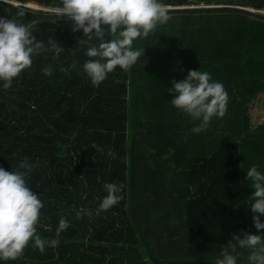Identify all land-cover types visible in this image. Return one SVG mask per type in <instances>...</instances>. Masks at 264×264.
Masks as SVG:
<instances>
[{"label": "trees", "instance_id": "trees-1", "mask_svg": "<svg viewBox=\"0 0 264 264\" xmlns=\"http://www.w3.org/2000/svg\"><path fill=\"white\" fill-rule=\"evenodd\" d=\"M163 3L171 19L134 42L144 56L97 87L83 64L99 41L54 14L61 0H0V16L24 11L17 19L47 49L11 88L0 81V166L12 171L29 157L28 184L44 204L37 234L59 240L43 254L30 242L0 264H216L233 234H264L246 178L253 165L264 173V122L254 127L249 115L258 96L264 106V0ZM49 40L64 48L59 57ZM189 70L211 73L228 92L225 116L200 133L191 129L201 121L168 92ZM105 183L123 184V199L97 215ZM81 210L93 215L77 219ZM60 216L71 226L57 237ZM237 264H248L247 253Z\"/></svg>", "mask_w": 264, "mask_h": 264}, {"label": "clouds", "instance_id": "clouds-1", "mask_svg": "<svg viewBox=\"0 0 264 264\" xmlns=\"http://www.w3.org/2000/svg\"><path fill=\"white\" fill-rule=\"evenodd\" d=\"M12 4V0H4ZM13 7H20L12 4ZM7 15L0 16V81H4V89L12 87L13 80L22 71L32 66V58L40 51L47 50L43 41L37 40L34 25L17 19L25 16L24 11L12 13L5 9ZM170 8L163 0H61V5L54 9L58 17H66L72 21V31L82 29L84 36L91 41L94 37L99 41L86 50L90 58L83 64L84 72L93 86H99L115 71L117 66L127 71L140 57L145 48H134V42L153 34L159 25L167 23L171 16ZM105 26V27H102ZM110 39H105V36ZM49 44L59 57L64 48L49 40ZM75 62L71 67H75ZM67 73V69L61 68ZM47 76L53 74L52 66L41 69ZM168 92L173 93L172 105L188 114L193 120L201 121L191 129L193 133L204 131L213 117L223 118L227 112L228 92L220 81L212 79L211 73L200 70H189L182 80L173 79ZM96 151L104 152L103 148ZM109 157L116 153L109 149ZM23 169V171L21 170ZM33 171L29 157H24L19 166L12 171L0 166V260H16L23 256L30 242L43 254L47 247L59 246L58 239H43L37 234L40 210L44 207L39 195L31 190L27 178ZM246 178L253 181V203L250 210L252 220L259 232L264 230V173L256 165L246 172ZM107 195L103 197L96 212L107 211L118 204L123 196V184L105 183ZM83 215L92 216L91 210L77 211L76 218ZM71 222L60 216L56 236L67 230ZM247 253L248 264H264V234L244 232L243 236L233 234L232 240L222 248L216 264H237L238 258Z\"/></svg>", "mask_w": 264, "mask_h": 264}, {"label": "rangeland", "instance_id": "rangeland-1", "mask_svg": "<svg viewBox=\"0 0 264 264\" xmlns=\"http://www.w3.org/2000/svg\"><path fill=\"white\" fill-rule=\"evenodd\" d=\"M33 9H41L46 8L44 5L37 4L35 2H31L28 4ZM196 5H189L188 7H195ZM249 115H250V124L254 127L264 122V106L261 105L260 96L257 99L252 101L249 104Z\"/></svg>", "mask_w": 264, "mask_h": 264}, {"label": "bare ground", "instance_id": "bare-ground-1", "mask_svg": "<svg viewBox=\"0 0 264 264\" xmlns=\"http://www.w3.org/2000/svg\"><path fill=\"white\" fill-rule=\"evenodd\" d=\"M244 135H245V134H244ZM240 140H241V139H240ZM250 144H251V143H250ZM252 150H253V149H252ZM258 153H259V152H258ZM258 153H257V154H258Z\"/></svg>", "mask_w": 264, "mask_h": 264}, {"label": "built area", "instance_id": "built-area-1", "mask_svg": "<svg viewBox=\"0 0 264 264\" xmlns=\"http://www.w3.org/2000/svg\"><path fill=\"white\" fill-rule=\"evenodd\" d=\"M261 105H262V104H261ZM261 123H263V121H262Z\"/></svg>", "mask_w": 264, "mask_h": 264}]
</instances>
